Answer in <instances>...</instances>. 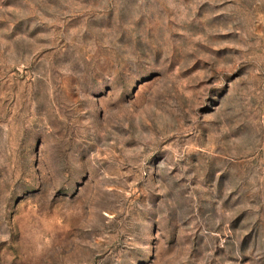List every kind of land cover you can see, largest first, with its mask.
<instances>
[{"label":"rangeland","instance_id":"rangeland-1","mask_svg":"<svg viewBox=\"0 0 264 264\" xmlns=\"http://www.w3.org/2000/svg\"><path fill=\"white\" fill-rule=\"evenodd\" d=\"M0 264H264V0H0Z\"/></svg>","mask_w":264,"mask_h":264}]
</instances>
